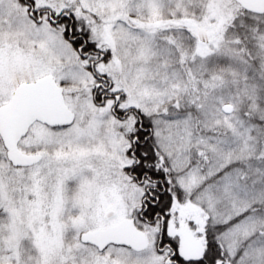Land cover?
Here are the masks:
<instances>
[{
  "label": "snow or ice",
  "instance_id": "6c2138e0",
  "mask_svg": "<svg viewBox=\"0 0 264 264\" xmlns=\"http://www.w3.org/2000/svg\"><path fill=\"white\" fill-rule=\"evenodd\" d=\"M0 264H264V0H0Z\"/></svg>",
  "mask_w": 264,
  "mask_h": 264
}]
</instances>
